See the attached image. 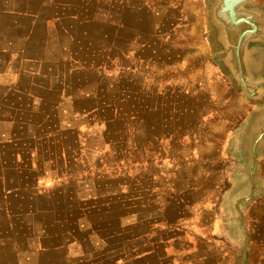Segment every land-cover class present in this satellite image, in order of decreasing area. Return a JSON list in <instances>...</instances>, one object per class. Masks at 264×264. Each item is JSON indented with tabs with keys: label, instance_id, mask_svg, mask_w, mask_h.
<instances>
[{
	"label": "rangeland",
	"instance_id": "obj_1",
	"mask_svg": "<svg viewBox=\"0 0 264 264\" xmlns=\"http://www.w3.org/2000/svg\"><path fill=\"white\" fill-rule=\"evenodd\" d=\"M56 2L64 5L57 10L59 16L80 21L70 26L80 43L75 51L80 50L78 57L86 66L76 75L81 81L73 79L71 90L83 98L80 106L98 109L80 125L82 134L76 138L78 126L70 119L68 128L67 115H60V124L53 119L43 123L37 109L49 104L0 105V264H14L16 246L25 245L32 228L64 217L58 211L63 203L60 186L57 183L49 200L53 185L42 182L37 160L56 165L61 159L71 164L103 157L124 162V170L129 166L135 180L119 186L135 194L130 206L136 222H142L137 238L148 232L151 221L153 239L172 235L178 246L191 242L182 232L198 233L214 207L219 214L221 197L231 185L232 136L256 109L209 60L204 0ZM253 5L264 6V0ZM30 26L24 22V34ZM107 105L115 107L113 116L109 109L102 110ZM57 123L72 133H54ZM103 138L115 146L101 156L100 150L90 149ZM77 144L89 151L75 150ZM94 175L86 177L94 181ZM106 180L104 193L116 191ZM63 186L72 190L71 184ZM125 218L121 224L128 223ZM106 219L113 223L117 217ZM173 223L177 227H166Z\"/></svg>",
	"mask_w": 264,
	"mask_h": 264
},
{
	"label": "crops",
	"instance_id": "obj_2",
	"mask_svg": "<svg viewBox=\"0 0 264 264\" xmlns=\"http://www.w3.org/2000/svg\"><path fill=\"white\" fill-rule=\"evenodd\" d=\"M62 6L56 0H0V105L20 102L49 104L51 106L45 110L37 109L43 123L53 119L60 124V115L61 119L67 115V127L71 128L70 119L75 120L78 127L73 135L78 138L82 134L80 125L96 112L94 108L97 106L93 112L91 108L80 106L83 98L71 90L76 85L73 79H77L76 75L86 62L78 57L80 50L75 51V46L80 43L75 42L70 26L73 20L77 24L80 21L70 16H59L57 10ZM24 22L31 24L25 34ZM72 105L78 107L72 108ZM114 108L107 105L102 110L109 109L113 116ZM58 123L54 133H72ZM114 146L110 140L103 138L102 144L93 145L90 150H100V155L104 156ZM70 148L63 150L71 151ZM86 148L77 144L75 150L89 151ZM103 158L71 161L74 169H70L73 163L63 159L57 165L56 161L37 160L42 182L53 185L49 200L57 190V183L60 186L58 195L63 197V203L58 211L64 217L58 222L32 228L25 245L16 246L14 264H234L245 243V236L237 216L230 215L223 206L224 195L233 186L232 171L237 168L231 157L228 159L231 185L221 197L219 214L214 207L208 214V222H201L197 227L198 233L183 231V239L187 236L192 241L179 242V246L172 235L166 239H153L151 221L148 232L137 238L136 229L142 226V222H136L130 206L135 202V194L130 187L125 191L119 186L133 182L135 177L130 175L129 166L124 170V162L105 161ZM109 162L113 165H107ZM88 174H95L92 177L94 181L88 180ZM107 178L116 185V191L104 193L105 186L102 184ZM259 178L264 188V158L259 160ZM65 184H71L72 190L65 189ZM53 206L56 207V203ZM243 215L250 243L240 264H264V194L258 195L243 210ZM125 216L129 217V221L121 224ZM109 217H117V220L111 223L106 219ZM143 224L146 226V221ZM171 226L177 227V224L166 225ZM175 245L179 248L174 251ZM200 248L207 249V252L201 253Z\"/></svg>",
	"mask_w": 264,
	"mask_h": 264
},
{
	"label": "water",
	"instance_id": "obj_3",
	"mask_svg": "<svg viewBox=\"0 0 264 264\" xmlns=\"http://www.w3.org/2000/svg\"><path fill=\"white\" fill-rule=\"evenodd\" d=\"M256 0H204L207 41L213 61L241 98L256 107L233 134L230 157L237 166L223 206L241 222L245 243L234 264H240L250 237L243 210L264 194L259 160L264 158V6Z\"/></svg>",
	"mask_w": 264,
	"mask_h": 264
}]
</instances>
